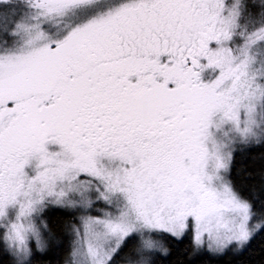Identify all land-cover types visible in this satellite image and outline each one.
I'll return each instance as SVG.
<instances>
[{"label":"snow or ice","instance_id":"6c2138e0","mask_svg":"<svg viewBox=\"0 0 264 264\" xmlns=\"http://www.w3.org/2000/svg\"><path fill=\"white\" fill-rule=\"evenodd\" d=\"M0 264H264V0H0Z\"/></svg>","mask_w":264,"mask_h":264},{"label":"trees","instance_id":"16d2710c","mask_svg":"<svg viewBox=\"0 0 264 264\" xmlns=\"http://www.w3.org/2000/svg\"><path fill=\"white\" fill-rule=\"evenodd\" d=\"M237 166L238 167H245L247 169H251L252 167H259V161L257 160L254 164L250 159H242L240 157H237Z\"/></svg>","mask_w":264,"mask_h":264}]
</instances>
